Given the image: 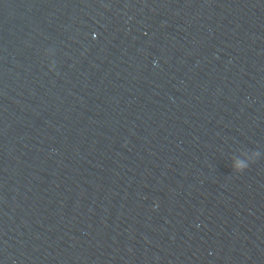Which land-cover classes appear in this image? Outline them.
<instances>
[{
  "label": "water",
  "instance_id": "1",
  "mask_svg": "<svg viewBox=\"0 0 264 264\" xmlns=\"http://www.w3.org/2000/svg\"><path fill=\"white\" fill-rule=\"evenodd\" d=\"M0 264H264V0H0Z\"/></svg>",
  "mask_w": 264,
  "mask_h": 264
},
{
  "label": "clouds",
  "instance_id": "2",
  "mask_svg": "<svg viewBox=\"0 0 264 264\" xmlns=\"http://www.w3.org/2000/svg\"><path fill=\"white\" fill-rule=\"evenodd\" d=\"M246 166H247V161L240 163L238 165H234V167H236L237 169H243Z\"/></svg>",
  "mask_w": 264,
  "mask_h": 264
}]
</instances>
